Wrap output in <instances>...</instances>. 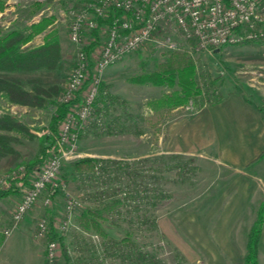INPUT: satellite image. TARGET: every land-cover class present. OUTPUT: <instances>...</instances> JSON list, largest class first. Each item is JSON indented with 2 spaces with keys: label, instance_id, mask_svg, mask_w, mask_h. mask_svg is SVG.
I'll return each mask as SVG.
<instances>
[{
  "label": "rangeland",
  "instance_id": "obj_1",
  "mask_svg": "<svg viewBox=\"0 0 264 264\" xmlns=\"http://www.w3.org/2000/svg\"><path fill=\"white\" fill-rule=\"evenodd\" d=\"M30 1L34 0H6L8 7L0 10V23L4 29L29 23L39 18L44 11L55 13L56 29L65 45L67 55L61 70L18 71L16 74L27 86L31 85L30 80L34 78H39L47 84L59 83L64 86L78 50V46L70 40L69 22L65 14L79 1L55 0L44 4V8L34 15H30L31 8L28 6ZM41 39L42 35L39 34L33 42L39 43ZM176 40L179 42V50H189L185 41L178 37ZM168 50L171 49L154 43L142 47L140 52L135 50L122 60L110 64L104 72L103 81L108 84L112 93L126 99L131 109L145 114L149 110L147 99L161 95L165 87L135 83L130 81L129 77L134 73L153 69L158 61L164 59ZM189 53L195 57L199 71L203 73L199 78L203 88L216 89V94L212 95L213 99L217 97L225 99L230 94H238L254 103L264 116V39L222 46L219 51L211 49ZM10 108L22 116L25 115L32 130L41 134L42 127L49 122L55 106L50 104L46 108L32 110L30 114L25 112L24 106L13 105ZM181 116L189 117L190 114L177 112L174 119ZM166 126L167 124L163 123L159 135L144 127V132L140 135L126 132L90 135L83 140L81 138L78 148L80 155L65 160L60 171V178L65 181L66 187L53 195H50L48 190L45 191L26 213L25 216L28 218L26 225L23 219L18 223L13 221V211L29 187L34 171L43 163L24 167L25 163L34 161L38 153V138H22V142L14 143L15 152L0 159V188L6 189L14 183L9 178L16 174L18 176L14 178L21 177L23 173L19 172L21 170H25L27 177L25 181L15 182L16 191L9 190L11 193L0 198V219L4 222L1 224L0 233L6 240L0 248V264L7 259L14 264L45 262L46 254L40 260L36 257L30 260L29 256L26 260V257L35 244L45 251L46 242L53 230L63 236V241L55 238L61 244L58 264H64L62 258L64 246L71 256V264H77L78 255L90 254L94 250L92 242L100 245L101 249L100 236L82 232L74 226L73 215L76 211L74 208L87 205L104 207V224L111 237L119 239L124 237L127 231H131L132 239L141 247L156 253L162 264H244L248 235L251 227L258 221L261 208L264 218V149L244 166H233L220 161L214 152L208 149L187 152L185 157L191 160L190 165H194L192 176L186 181H179L175 171L161 168L153 172L150 185L160 187L169 196L146 211L132 209L127 212L121 201H114L118 198L125 199L123 191L120 190L116 195L105 193L98 196L97 191L100 189L98 186L101 184L98 185L95 180L91 182L74 178L79 175L73 173L72 162L86 155L114 156L134 167L138 164L159 165L153 161L142 162V159L148 156L150 158L166 156V145L162 138ZM147 171L149 173L150 170ZM47 195L52 197V203L49 205L43 202ZM70 197L80 204L71 209L68 227L61 229L60 224L70 213L67 207V200ZM155 217L157 227L153 228L149 220ZM40 218L49 220L47 237L36 235L37 222ZM145 219L149 220L142 222ZM10 221V232H3ZM258 259L260 264H264V221L260 232ZM103 264L124 263L119 258L107 257Z\"/></svg>",
  "mask_w": 264,
  "mask_h": 264
},
{
  "label": "trees",
  "instance_id": "obj_2",
  "mask_svg": "<svg viewBox=\"0 0 264 264\" xmlns=\"http://www.w3.org/2000/svg\"><path fill=\"white\" fill-rule=\"evenodd\" d=\"M54 1H30L28 3L31 8L30 15L44 8V4ZM78 1L75 3L76 7L89 0ZM4 7H8L6 0H0V10ZM113 14L112 10L111 14L98 18L99 25L110 23ZM56 18L55 13L44 11L39 18L19 27L5 30L0 23V159L15 152L14 143L22 142V138H38V153L34 161L25 163L24 167L35 163L41 165L50 155L58 151L60 122L69 108L68 103L59 99L65 85L47 84L39 78H34L30 80L31 85L27 86L16 74L18 71L61 70L64 67L67 53L56 29ZM91 33L95 39H90L88 44L83 46L86 52L91 51L103 37L99 26ZM39 34L42 35L41 42H33ZM141 49L137 51L140 52ZM74 64L73 61L72 67ZM200 76H203V73H200L195 57L187 50L179 49L166 51L164 59L158 61L153 69L132 74L129 77L132 82L165 87L161 95L147 99L149 110L145 114L131 109L126 99L112 93L108 84L102 81L90 118L78 130L79 139L90 135L126 132L140 135L144 132V127L150 128L154 134L159 135L162 124L172 121L177 112L186 113V109L189 110L188 112H193L203 105L213 104L224 98L213 99L212 95L216 94V89L211 87L204 89L199 80ZM75 101L80 103V94ZM50 104H54L55 109L49 122L42 127L41 134L32 130L25 115L22 116L21 113L14 112L10 108L13 105L24 106L25 112L30 114L32 110L43 109ZM185 154L166 149V156L162 158L148 156L142 159V162L153 161L158 162L159 165L138 164L135 167L114 156L86 155L74 160L72 169L75 175H79V177H74L75 179L80 178L91 182L95 180L98 185L101 184L98 186L100 188L97 191L98 196L105 195V193L116 195L121 190L125 199L118 198L114 201H121L127 212L132 209H145L146 211L151 210L161 199L169 196L160 187L150 185L153 172L161 168L175 171L179 181H186L192 176L194 165H190L191 160L187 159ZM147 169L150 170L149 173ZM19 172H23L19 174L21 177L14 178L16 174L9 178L14 183L6 189L0 188V198L17 190L15 185L17 180H26L25 170ZM113 186L118 187L113 188ZM48 191L50 195H53L59 189L53 191L48 187ZM74 209L76 210L73 215L74 226L82 232L90 235L96 234L102 238L101 249L100 245L92 242L94 250L90 254L78 255L77 264H103L107 257L119 258L124 264H162L156 253L141 247L132 239L131 231H127L126 235L119 239L111 237L104 224V207L87 205L77 206ZM148 220L145 219L142 222ZM149 221L153 228L157 227L156 217ZM263 221V208H261L258 221L251 227L248 235L244 264H260L258 254ZM51 237L63 241V236L57 231L53 230ZM2 240L1 236L0 244ZM62 253L64 264H71V256L66 246L63 247Z\"/></svg>",
  "mask_w": 264,
  "mask_h": 264
},
{
  "label": "built area",
  "instance_id": "obj_3",
  "mask_svg": "<svg viewBox=\"0 0 264 264\" xmlns=\"http://www.w3.org/2000/svg\"><path fill=\"white\" fill-rule=\"evenodd\" d=\"M111 22L99 25L98 18L111 14ZM70 40L78 46L68 81L59 99L69 104L68 112L59 126V149L36 169L23 198L13 211L18 223L48 190L65 188L60 171L65 160L77 157L79 128L90 118L106 68L135 50L154 43L160 47L180 49L176 37L185 41L187 51L213 50L264 39V0H89L66 11ZM100 27V43L86 52L83 46L95 39L92 30ZM81 95L80 103L75 99ZM13 109V108H12ZM15 110V108H14ZM1 180V179H0ZM68 218L78 202L68 198ZM44 204H51L47 195ZM5 227V233L11 228ZM48 218L37 222L36 235L47 237ZM45 264H58L60 241L48 238Z\"/></svg>",
  "mask_w": 264,
  "mask_h": 264
},
{
  "label": "crops",
  "instance_id": "obj_4",
  "mask_svg": "<svg viewBox=\"0 0 264 264\" xmlns=\"http://www.w3.org/2000/svg\"><path fill=\"white\" fill-rule=\"evenodd\" d=\"M188 113L189 117L181 116L164 123L167 126L162 138L167 150L187 153L208 149L213 151L220 161L233 166H244L264 149V116L246 97L230 94L217 103L203 105ZM23 222L24 225L28 223L27 216L23 218ZM7 223L10 226L11 222ZM1 224H4L2 219L0 228ZM1 235L0 233V237ZM5 241L2 240L0 248ZM38 246H32L33 249L27 254L26 260L28 256L30 260L35 257L38 260L44 258L45 251ZM3 262L14 264L10 259ZM40 264L45 262L40 261Z\"/></svg>",
  "mask_w": 264,
  "mask_h": 264
},
{
  "label": "water",
  "instance_id": "obj_5",
  "mask_svg": "<svg viewBox=\"0 0 264 264\" xmlns=\"http://www.w3.org/2000/svg\"><path fill=\"white\" fill-rule=\"evenodd\" d=\"M219 50H220V48H219V47H217V48H215V49H214V51H219Z\"/></svg>",
  "mask_w": 264,
  "mask_h": 264
}]
</instances>
